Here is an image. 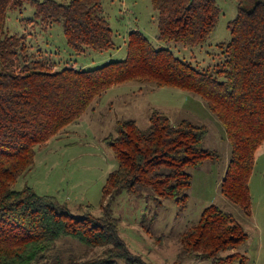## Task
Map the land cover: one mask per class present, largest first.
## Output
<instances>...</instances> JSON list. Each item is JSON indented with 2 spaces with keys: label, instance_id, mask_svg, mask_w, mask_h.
I'll use <instances>...</instances> for the list:
<instances>
[{
  "label": "trees",
  "instance_id": "obj_1",
  "mask_svg": "<svg viewBox=\"0 0 264 264\" xmlns=\"http://www.w3.org/2000/svg\"><path fill=\"white\" fill-rule=\"evenodd\" d=\"M242 1V0H236ZM102 0H0V264H33L60 237L90 247H105L103 256L68 259L56 264H145L119 236L110 210L121 190L159 203L169 199L181 208L191 185L189 168L216 152L204 150V126L187 120L171 123L158 111L148 116L146 128L133 120L117 123L105 138L116 161L101 189L99 214L84 207L80 217L69 215L55 197L31 188L14 191L17 178L33 165L35 146L45 144L78 120L95 98L127 83L172 88L203 100L222 125L229 144V160L220 193L249 214V179L255 153L264 141V0L250 10L237 7L227 29L230 39L219 44L222 61L198 70L166 48H155L139 31L127 35L126 55L94 69L56 68L49 59H24V35L6 30L9 11L30 5L34 25L61 24L67 47L75 54L113 49V32L102 15ZM156 12L157 40L184 47L204 44L215 29L220 10L214 0H150ZM29 54V53H28ZM246 240L231 216L210 205L199 220L178 236L175 263L186 257L229 264L243 256L219 252Z\"/></svg>",
  "mask_w": 264,
  "mask_h": 264
},
{
  "label": "rangeland",
  "instance_id": "obj_2",
  "mask_svg": "<svg viewBox=\"0 0 264 264\" xmlns=\"http://www.w3.org/2000/svg\"><path fill=\"white\" fill-rule=\"evenodd\" d=\"M65 4L70 0H54ZM220 10L213 32L202 45L184 47L180 44L157 40L156 12L150 0H102V15L113 32V49L103 52L73 53L66 44L61 24L34 25L33 8L24 4L21 9L9 11L6 30L10 35H24L27 50L24 59H49L56 68L73 67L90 70L111 61L124 59L127 35L141 32L155 48H166L178 59L190 63L198 70L211 69L224 58L219 44L227 43L228 23L236 16L237 7L250 10L256 0H214ZM158 111L171 123L187 120L204 126V150L216 152V161L206 160L200 167L187 168L191 185L187 190V203L181 208L172 200H146L121 192L111 203L110 210L117 222L118 233L128 250L145 264H174L179 250L178 236L199 220L203 210L213 205L229 214L238 224L246 240L234 249L219 252L224 258L231 253L243 256L242 264H264V141L255 153L253 171L249 179L250 207L246 214L241 207L220 193L230 147L219 121L198 96L172 88L127 83L114 86L95 98L86 112L61 130L45 144L35 146L34 162L20 175L12 190L31 188L38 195H49L65 207L70 216L78 218L84 207L98 215L101 189L116 161L105 138L114 135L117 123L133 120L144 129L148 116ZM105 247H87L69 237H60L41 258L33 264L65 263L68 259L102 257ZM115 264H126L116 259ZM180 264H224L214 260L186 257ZM229 264H240L233 262Z\"/></svg>",
  "mask_w": 264,
  "mask_h": 264
},
{
  "label": "crops",
  "instance_id": "obj_3",
  "mask_svg": "<svg viewBox=\"0 0 264 264\" xmlns=\"http://www.w3.org/2000/svg\"><path fill=\"white\" fill-rule=\"evenodd\" d=\"M81 69H83V67Z\"/></svg>",
  "mask_w": 264,
  "mask_h": 264
}]
</instances>
